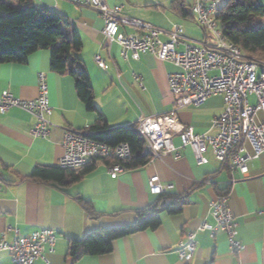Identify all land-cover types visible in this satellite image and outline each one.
<instances>
[{
  "label": "crops",
  "instance_id": "1",
  "mask_svg": "<svg viewBox=\"0 0 264 264\" xmlns=\"http://www.w3.org/2000/svg\"><path fill=\"white\" fill-rule=\"evenodd\" d=\"M107 1L119 7L120 14L129 20L144 21L162 31L153 52L123 59L126 50L103 34V18L82 0L35 3L63 13L79 34V56L92 84L93 106L109 128L132 127L141 117L174 111L179 123L190 126L194 133H216L212 121L223 110L222 97L213 95L200 106L182 105L168 85V74L178 68L163 59L174 25L181 26L183 40L190 43L202 41L207 35L197 23L194 0H182L187 14L173 9L172 0ZM255 1L264 8V0ZM120 31L140 35L143 29L128 23L121 25ZM182 48V44L177 46L178 50ZM96 55L103 67L95 61ZM50 59L49 49H39L25 63H0V94L8 89L15 97L33 99L37 96V75L44 73L52 105L47 117L53 124L49 136L33 137L29 134L36 121L32 114L19 107L0 113V235L5 232L11 241L15 234L26 236L41 228L53 229L57 239L54 251L47 255L51 264H262L264 152L248 160L245 176L231 172L224 158L211 148L203 154L206 162L198 164L193 150L183 147L177 154L168 153L127 168L116 177L108 172L113 163L97 158L90 161L94 166L90 172L71 183L27 178L36 166H58L63 128L86 131L98 116L78 97L74 79L51 69ZM248 97L251 104L256 103L254 94ZM254 118L262 120L263 112L256 111ZM244 143L246 152L252 153L250 144ZM152 175L173 185L166 193L186 196L180 211H161L156 228L114 239L109 252L77 259L67 254L73 239L80 240L101 227L130 224L136 220L137 208L154 202L162 207L166 200L147 189ZM224 192H229L237 238L244 246L238 253L230 252L224 231L216 230L212 236L208 230L197 229L202 222L215 224L210 201ZM77 196L92 205L95 216L86 212ZM190 231H195L196 249L191 259L183 260L177 250ZM37 263L42 261L38 259ZM0 264H12L7 250H0Z\"/></svg>",
  "mask_w": 264,
  "mask_h": 264
},
{
  "label": "built area",
  "instance_id": "2",
  "mask_svg": "<svg viewBox=\"0 0 264 264\" xmlns=\"http://www.w3.org/2000/svg\"><path fill=\"white\" fill-rule=\"evenodd\" d=\"M228 1L194 0L197 23L207 35L202 41L190 43L183 40V30L176 24L169 32L163 54V59L178 68L168 74V85L171 92L179 96L182 105L200 106L213 95L222 97L223 110L212 121L217 131L214 134L194 133L190 126L179 123L174 111L141 117L132 128L142 138V152L150 160L168 153L177 154L180 148L190 147L196 162L201 164L206 162L204 152L211 148L224 158L231 172L237 171L245 176L248 160L264 152V118L260 121L254 118L256 111H262L264 115V62L248 56L223 35L216 14L219 5ZM82 2L103 18L102 32L126 50L123 59L128 56L137 59L141 54L154 51L158 35L162 32L159 28L144 21L129 20L120 14L119 7L111 6L107 0ZM128 23L135 24L143 32L139 35L120 31V26ZM179 44L183 45L181 50L177 49ZM94 59L100 67L104 66L98 55ZM249 94L255 95V104L250 103ZM11 107L22 108L35 117V124L29 130L31 136L50 135L53 124L47 116L52 105L43 72L37 75V96L33 99L15 97L8 89L2 91L0 113ZM244 142L250 144L252 153L246 152ZM61 146L63 151L58 165L63 168H81L92 158L125 160L132 154L126 141L111 145L92 137L88 130L72 127L63 128ZM126 169L124 165L113 163L108 172L111 177H116ZM172 187V184L162 183L158 175L147 180V189L152 194L166 193ZM228 198L229 192L217 194L210 201L215 224L202 222L197 229L208 230L212 236L216 230L224 231L230 252L238 253L244 246L237 238V224ZM195 235V231H190L180 241L177 250L180 259L192 258L196 249ZM56 239V232L51 228H41L26 236L15 234L11 241L2 232L0 250L8 251L12 264H38V259L41 264H51L47 255L54 251ZM261 259L264 264V244Z\"/></svg>",
  "mask_w": 264,
  "mask_h": 264
},
{
  "label": "trees",
  "instance_id": "3",
  "mask_svg": "<svg viewBox=\"0 0 264 264\" xmlns=\"http://www.w3.org/2000/svg\"><path fill=\"white\" fill-rule=\"evenodd\" d=\"M171 7L187 14L182 0H172ZM216 19L225 38L237 44L248 56L264 62V8L255 0H229L221 4ZM82 41L73 30V25L56 9L40 7L35 0H0V63H25L28 56L39 49L51 51L50 66L57 72H66L75 82L78 97L89 110L98 116L89 126L90 135L114 145L126 141L131 147V156L125 160L105 159L126 168L139 167L150 160L142 152V138L132 127L109 128L107 121L93 106L94 92L87 69L82 65L79 52ZM89 162L78 169L58 166H36L27 178L40 181H56L60 184L78 181L93 169ZM76 199L90 216L96 212L92 205L77 196ZM166 200L162 207L158 202L135 209L136 220L130 224L101 227L80 240H71L67 254L73 259L82 255H98L112 249L114 239L144 229H154L160 223V212L180 211L186 196L161 193Z\"/></svg>",
  "mask_w": 264,
  "mask_h": 264
},
{
  "label": "rangeland",
  "instance_id": "4",
  "mask_svg": "<svg viewBox=\"0 0 264 264\" xmlns=\"http://www.w3.org/2000/svg\"><path fill=\"white\" fill-rule=\"evenodd\" d=\"M199 28V27H198ZM199 30L201 31V28H199Z\"/></svg>",
  "mask_w": 264,
  "mask_h": 264
}]
</instances>
